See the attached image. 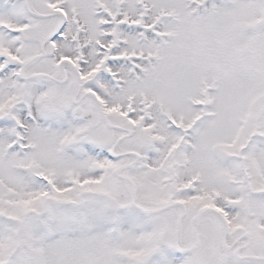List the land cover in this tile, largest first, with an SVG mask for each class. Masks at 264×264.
Here are the masks:
<instances>
[{
  "label": "snow or ice",
  "instance_id": "6c2138e0",
  "mask_svg": "<svg viewBox=\"0 0 264 264\" xmlns=\"http://www.w3.org/2000/svg\"><path fill=\"white\" fill-rule=\"evenodd\" d=\"M0 264H264V0H0Z\"/></svg>",
  "mask_w": 264,
  "mask_h": 264
}]
</instances>
